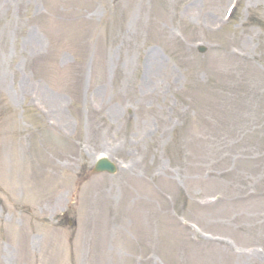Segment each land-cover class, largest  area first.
Masks as SVG:
<instances>
[{"label":"rangeland","instance_id":"374dc122","mask_svg":"<svg viewBox=\"0 0 264 264\" xmlns=\"http://www.w3.org/2000/svg\"><path fill=\"white\" fill-rule=\"evenodd\" d=\"M0 264H264V0H0Z\"/></svg>","mask_w":264,"mask_h":264},{"label":"water","instance_id":"95a60500","mask_svg":"<svg viewBox=\"0 0 264 264\" xmlns=\"http://www.w3.org/2000/svg\"><path fill=\"white\" fill-rule=\"evenodd\" d=\"M94 170L95 171L107 170L109 172H112L114 169L106 161H102V162H100L99 164L96 165V167L94 168Z\"/></svg>","mask_w":264,"mask_h":264}]
</instances>
